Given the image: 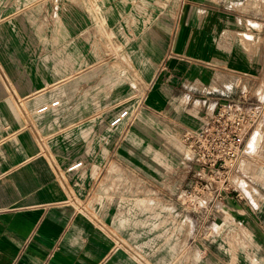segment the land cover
<instances>
[{"label": "crops", "instance_id": "crops-1", "mask_svg": "<svg viewBox=\"0 0 264 264\" xmlns=\"http://www.w3.org/2000/svg\"><path fill=\"white\" fill-rule=\"evenodd\" d=\"M116 3L123 10L113 18L109 8ZM85 8V56L75 58L72 82L49 49L39 63L34 47L0 31L7 41L0 42V264H144L95 222L100 216L109 225L113 212H98L100 173L118 167L152 178L145 194L166 193L189 176L181 166L188 151L180 132L199 125L196 105L264 98V0H91ZM98 9L106 35L92 24ZM116 21L120 28L111 25ZM56 99L57 107L36 112ZM123 108L131 116L110 129ZM156 150L174 155L165 188L155 180L161 162L146 160ZM79 159L80 173L66 170ZM242 170L239 164L236 178ZM257 196L264 201V193ZM228 204L229 215L253 218L240 200ZM208 238L195 245L204 251L193 264L229 263Z\"/></svg>", "mask_w": 264, "mask_h": 264}, {"label": "built area", "instance_id": "built-area-1", "mask_svg": "<svg viewBox=\"0 0 264 264\" xmlns=\"http://www.w3.org/2000/svg\"><path fill=\"white\" fill-rule=\"evenodd\" d=\"M92 24L98 33L106 35V24L99 9L93 11ZM107 44L113 46L110 38ZM58 105L59 100L56 99L39 106L36 112L43 113ZM196 106L202 109L199 125L180 132L181 143L188 151L181 166L189 176L180 179L173 188L164 187L169 171L173 169L170 161L160 164L157 173L161 176L155 179L166 193L152 190L145 194L143 186L154 180L137 179L118 167L105 168L98 177V212L102 215L105 207H112L113 212L109 225L103 223L100 216L94 217L96 224L112 235L116 246L124 247L144 264H150V261L153 264L196 263L204 249L196 247L198 242L193 239L180 241L177 232L183 230L182 227L163 221L167 217H170L167 221H171L174 217L199 211L216 219L228 215L226 205L229 199L243 201L251 195L248 186L238 187L233 176L236 167L243 164L255 149L250 142L259 134L264 119V101L245 104L243 100H225L216 107ZM130 116L128 108L121 109L109 121V128L115 129ZM83 167L84 162L79 159L68 165L66 170L80 173ZM223 227L224 224L219 222L211 229L206 222L203 229L209 237L211 230L220 231ZM192 228L191 225L185 227L187 231ZM118 230L126 231L129 241L121 238ZM194 247L198 250L193 251ZM164 249L168 254H162ZM151 257L155 259L151 260Z\"/></svg>", "mask_w": 264, "mask_h": 264}, {"label": "rangeland", "instance_id": "rangeland-1", "mask_svg": "<svg viewBox=\"0 0 264 264\" xmlns=\"http://www.w3.org/2000/svg\"><path fill=\"white\" fill-rule=\"evenodd\" d=\"M89 1L91 0H0V31L2 33H16L19 45L21 44L22 47L25 42L28 43V46L34 47L39 53L38 56H35L39 63H41L43 51L49 49L51 61L55 63V66L58 62L62 64V74L67 78L65 80L72 82L76 75L73 70L74 64L81 56H85L83 54L85 52L83 31L81 30L87 23L85 6L88 5ZM106 1L98 0V3H105ZM120 6V3L112 4L109 8V15L113 18L119 17L123 10ZM111 25L117 26L115 28L121 27L117 21ZM0 42L2 47L6 46L7 41L5 39ZM54 73L58 74L57 70ZM69 91L70 89H68L67 94H72V89L71 92ZM248 101L261 103L264 98L257 100L255 96ZM138 121H140L139 116L134 123L136 124ZM250 145L255 149L242 164L241 179L240 177L236 178L235 175L233 177L236 179L237 186L240 182V188L246 184L247 189L251 190V195L241 201L243 203L241 205L249 207L253 213V218L247 215L249 213H244L239 214L240 217L228 214L213 219L212 216L206 217L199 211L191 215L174 217L171 221H167L170 219L167 217L166 221H163L166 224L172 223L182 227L183 230L177 232L180 241L188 238L197 242L205 239L206 231L203 226L206 222L210 224L211 229L219 222L224 225H241L236 232L229 231V227L228 229L225 227L226 230L224 228L220 231H210L209 239L214 241L212 250L225 253L229 260L227 264H264V201L257 196L258 192L264 193V119L259 134L253 138ZM146 154L147 162L155 167H157L156 163L161 162L164 165L165 162L174 159V155L168 151L156 150L155 153L146 152ZM151 169L147 167V171ZM158 169L160 168L158 167ZM231 207H233L231 204L226 205V209ZM163 219L164 217H162ZM250 222L257 225L256 231H249L246 225ZM187 225H191L192 230L187 231L185 229ZM244 228L246 230H243ZM120 236L125 241L126 239L129 241L128 233ZM195 250L198 249L194 247L193 251ZM162 254H168V250L164 249Z\"/></svg>", "mask_w": 264, "mask_h": 264}, {"label": "bare ground", "instance_id": "bare-ground-1", "mask_svg": "<svg viewBox=\"0 0 264 264\" xmlns=\"http://www.w3.org/2000/svg\"><path fill=\"white\" fill-rule=\"evenodd\" d=\"M40 77V76H39Z\"/></svg>", "mask_w": 264, "mask_h": 264}]
</instances>
